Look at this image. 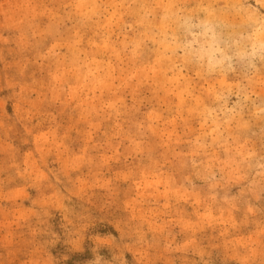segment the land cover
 Masks as SVG:
<instances>
[{"label":"rangeland","instance_id":"374dc122","mask_svg":"<svg viewBox=\"0 0 264 264\" xmlns=\"http://www.w3.org/2000/svg\"><path fill=\"white\" fill-rule=\"evenodd\" d=\"M0 264H264V0H0Z\"/></svg>","mask_w":264,"mask_h":264}]
</instances>
